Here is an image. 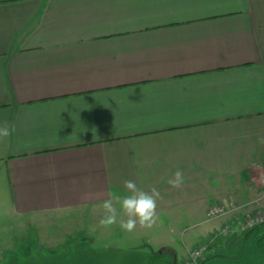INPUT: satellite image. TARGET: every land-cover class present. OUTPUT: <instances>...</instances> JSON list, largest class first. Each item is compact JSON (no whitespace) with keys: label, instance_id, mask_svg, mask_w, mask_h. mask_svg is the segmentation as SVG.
<instances>
[{"label":"crops","instance_id":"crops-1","mask_svg":"<svg viewBox=\"0 0 264 264\" xmlns=\"http://www.w3.org/2000/svg\"><path fill=\"white\" fill-rule=\"evenodd\" d=\"M4 122L0 232L4 218L100 219L125 180L160 192L157 223L133 232L150 257L177 261L171 228L213 205L240 207L204 233L240 232L257 210L241 205L264 196V0H0Z\"/></svg>","mask_w":264,"mask_h":264},{"label":"rangeland","instance_id":"rangeland-1","mask_svg":"<svg viewBox=\"0 0 264 264\" xmlns=\"http://www.w3.org/2000/svg\"><path fill=\"white\" fill-rule=\"evenodd\" d=\"M86 212L80 218L77 217V212L66 218L54 216L44 221L21 218L20 220L26 221V224L20 227H13L12 219L4 218L6 228H1L0 232V264H153L155 262L152 257L145 254L151 246L150 243L146 246L143 239L133 232H124L119 227H110L107 234H103L105 229L99 227V219L94 214ZM223 218L225 215L206 220V216H203L193 226L171 228L174 232L171 233L168 244L175 248L179 264L186 261L194 249L201 247L202 251L198 259L200 264V257L204 253L209 254L206 252L213 246L211 243L215 242L213 235L208 237L204 232L207 228L221 223ZM15 225H19V220ZM251 236L245 241L241 257L212 256L203 264H259L254 235ZM151 244L153 245L152 242ZM139 247H144L145 251H139Z\"/></svg>","mask_w":264,"mask_h":264},{"label":"clouds","instance_id":"clouds-1","mask_svg":"<svg viewBox=\"0 0 264 264\" xmlns=\"http://www.w3.org/2000/svg\"><path fill=\"white\" fill-rule=\"evenodd\" d=\"M13 130L8 127L7 122L0 125V142L9 137ZM259 142L264 144V137H261ZM85 183L90 185L91 178H85ZM167 183L174 189H180L184 184L182 171L177 170ZM123 188L127 192L126 195L109 191L106 198L102 200L100 207L103 214L98 221L99 227L108 229L113 225H118L127 233L135 232L138 227L140 229L152 228L159 219L157 212V202L161 198L159 190L151 187L149 191H145L133 180H125ZM103 196L105 193L86 191L82 193L81 199L87 201Z\"/></svg>","mask_w":264,"mask_h":264},{"label":"trees","instance_id":"trees-1","mask_svg":"<svg viewBox=\"0 0 264 264\" xmlns=\"http://www.w3.org/2000/svg\"><path fill=\"white\" fill-rule=\"evenodd\" d=\"M251 235H254L255 252L258 262L259 264H264V222L255 224L248 228H243L240 232H218L215 236H213L215 242L211 244L213 246H218L221 250L214 254L230 258L241 257L245 241L247 238L251 237ZM214 254L209 253L200 257L199 263L203 264L206 259L212 257ZM152 258L155 261L153 264H177V261L173 258V256L170 257L164 251H156Z\"/></svg>","mask_w":264,"mask_h":264},{"label":"built area","instance_id":"built-area-1","mask_svg":"<svg viewBox=\"0 0 264 264\" xmlns=\"http://www.w3.org/2000/svg\"><path fill=\"white\" fill-rule=\"evenodd\" d=\"M247 205H254L257 207V210L254 213L245 216V218L241 220V228H248L255 224L264 222V196L262 195L258 196L257 198H253L247 203L242 204L241 206L247 207ZM238 207L240 206L234 204H230L229 206H224L222 204L210 206L206 213V220L215 219L220 216L226 215L229 212H234L235 209H238ZM228 229L229 227L225 225L220 229V232L226 233L228 232ZM201 251V247L194 249L193 252L190 253L189 258L184 262V264H198V259Z\"/></svg>","mask_w":264,"mask_h":264}]
</instances>
